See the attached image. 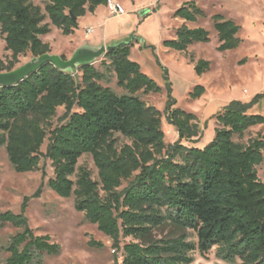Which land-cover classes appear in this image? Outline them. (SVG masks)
I'll return each instance as SVG.
<instances>
[{
	"label": "trees",
	"instance_id": "16d2710c",
	"mask_svg": "<svg viewBox=\"0 0 264 264\" xmlns=\"http://www.w3.org/2000/svg\"><path fill=\"white\" fill-rule=\"evenodd\" d=\"M42 1L44 8L32 0H0V32L12 53L8 62L0 57V72L16 69L28 53H52L41 39L52 26L71 36L80 18L107 6V0ZM205 16L194 1L174 14L192 23ZM212 20L218 51L237 49L241 27L219 14ZM209 41L206 29L183 25L176 39L163 45L186 53L192 45ZM133 47L132 41L106 53L101 61L105 71L89 64L72 74L46 64L18 85L0 87V147L20 174L38 171L43 160L51 161L50 189L62 198L75 197L77 211L122 250V264H192L196 252L205 256L214 248L229 264H264V183L257 172L264 162V136L247 145L234 141L264 125V116L251 112L263 102L264 93L248 103L232 101L217 113L215 136L203 148L183 144L199 143L202 130L195 114L172 108L169 96L166 120L179 138L167 145L162 114L141 97L160 88L131 60ZM210 69L209 61L195 64L199 76ZM107 73L116 76L123 94L101 84L109 82ZM205 94L206 88L197 86L191 97L197 100ZM59 108L65 113L54 126ZM117 135L128 143L120 144ZM84 155L92 156L97 181L87 168L78 167ZM0 222L22 230L5 248V264H43L44 255L61 251L50 236L36 235L22 215L0 213ZM167 225L183 233L156 238L155 230ZM127 238L133 241L122 246ZM89 245L103 247L93 240Z\"/></svg>",
	"mask_w": 264,
	"mask_h": 264
},
{
	"label": "rangeland",
	"instance_id": "374dc122",
	"mask_svg": "<svg viewBox=\"0 0 264 264\" xmlns=\"http://www.w3.org/2000/svg\"><path fill=\"white\" fill-rule=\"evenodd\" d=\"M126 11L123 16H111L107 6H102L96 18L90 23L95 26V33L84 39L82 30L78 31V43L90 44L108 34L118 44L133 41L131 60L140 65L144 74L150 77L160 91L148 95L141 94L142 99L162 114L163 131L167 145L178 141L176 129L166 120L165 110L171 97L172 108L195 114L202 130L199 143L183 144L202 148L210 143L218 127L214 116L232 101L250 102L256 95L264 93V0H115ZM194 1L205 13L197 23L186 25L190 29L203 28L210 33L208 43H196L186 53L166 48L163 42L176 39L177 30L183 26L175 12L185 3ZM32 2L44 8L42 0ZM223 15L241 27L238 38L240 46L232 51L221 53L218 34L214 29L212 17ZM55 53L63 51L70 54L73 47L69 39L59 32L58 28L44 37ZM54 54V53H53ZM0 57L8 62L12 53L6 50V44L0 32ZM33 56L28 53L20 57L16 68L28 63ZM68 59V58H67ZM94 65L101 71V61ZM193 59V61H192ZM199 60L211 62L209 72L199 76L195 64ZM244 62V63H243ZM167 75V76H166ZM109 82L101 84L111 87L118 94L124 91L117 86L116 76L107 73ZM197 86L206 88V94L197 100L191 93ZM170 96V97H169ZM252 113L264 116V100L255 107ZM65 109L59 108L53 125L59 124ZM258 135L264 136V125L251 128L240 139L234 141L249 144ZM116 138L120 144L128 143L121 135ZM48 139L42 147L46 152ZM264 155V152H263ZM78 167L87 168L94 180H98V170L92 156L84 155ZM43 171L46 176H43ZM259 179L264 183V162L257 167ZM54 177L51 161L43 160L38 171L20 174L11 165L5 147H0V213L11 212L27 218L29 227L38 236H50L52 242L61 247L58 255L43 256V264H122L123 252L113 246V240L99 231L96 225L77 211L75 197L62 198L48 186ZM76 180V177H73ZM127 186V182L123 187ZM22 230L7 223L0 222V264H5L9 253L5 251L10 239ZM183 231L167 225L155 230L156 238L177 237ZM191 240L197 242L196 235L189 231ZM103 244V247H92L90 241ZM131 238L122 239V246L132 242ZM217 248L207 255L194 254L192 264H229L217 257Z\"/></svg>",
	"mask_w": 264,
	"mask_h": 264
},
{
	"label": "water",
	"instance_id": "95a60500",
	"mask_svg": "<svg viewBox=\"0 0 264 264\" xmlns=\"http://www.w3.org/2000/svg\"><path fill=\"white\" fill-rule=\"evenodd\" d=\"M74 19L76 18L74 17ZM131 42L132 40L121 44L102 46L97 49L82 48L76 51L72 58L67 60H64L60 55L52 53H47L39 57H33L31 61L14 69L13 71L0 72V87L18 85L30 75L38 72L40 68L46 64H52L63 72H69L73 74L77 72L80 67L94 64L98 59L104 57L109 51H113Z\"/></svg>",
	"mask_w": 264,
	"mask_h": 264
},
{
	"label": "crops",
	"instance_id": "0c3cea01",
	"mask_svg": "<svg viewBox=\"0 0 264 264\" xmlns=\"http://www.w3.org/2000/svg\"><path fill=\"white\" fill-rule=\"evenodd\" d=\"M101 7L102 6L98 7V9L96 10V12L94 14L87 13V15L85 17L79 19V29L76 30V32L73 35L67 37L69 39L70 46L73 47V49H72V51L70 52L69 55H67V53H65L63 51H60L59 53H55L54 52V48L52 47V45L50 43H47L51 47L52 54L54 53L56 55L65 56L66 58L70 59V58H72V56L75 54L76 51H78L79 49H82V48H85V49H87V48L97 49V48H100L102 46H110V45L118 44V42H119L118 40H120V39L113 40V38L111 36H108V34L104 35L103 38H100V39H97V40L93 41V43H90V44H84V43L80 44V43H78V31L79 30H82L85 40H88L95 33V26L92 23H90V21H91V19H94V18L97 17ZM181 21L183 22V25H188L190 23V22H187V21H184V20H181ZM195 23H197V22H195ZM89 28H93V32L91 34H89V35H86V30L89 29ZM51 29H52V31H51V33H52L57 28L55 26H52ZM59 32H61V31L59 30ZM44 37L45 36L41 37V39L45 43ZM206 145H204L203 147H205Z\"/></svg>",
	"mask_w": 264,
	"mask_h": 264
},
{
	"label": "built area",
	"instance_id": "2783aa9c",
	"mask_svg": "<svg viewBox=\"0 0 264 264\" xmlns=\"http://www.w3.org/2000/svg\"><path fill=\"white\" fill-rule=\"evenodd\" d=\"M107 8L111 16H123L126 14L123 6L115 0H107ZM93 32V28L86 30V35H89Z\"/></svg>",
	"mask_w": 264,
	"mask_h": 264
}]
</instances>
